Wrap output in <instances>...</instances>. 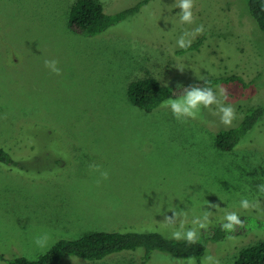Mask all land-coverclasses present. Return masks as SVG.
Here are the masks:
<instances>
[{
	"label": "rangeland",
	"instance_id": "1",
	"mask_svg": "<svg viewBox=\"0 0 264 264\" xmlns=\"http://www.w3.org/2000/svg\"><path fill=\"white\" fill-rule=\"evenodd\" d=\"M75 1L0 0V147L17 162H0V255L36 260L61 239L95 231L173 238L181 221L193 228L204 211L213 212L207 228L221 225L227 211L250 216L251 225L264 222V210L240 207L247 198L264 209L257 191L264 118L232 151L215 145L218 132L264 105V32L248 1L195 0L196 22L188 25L175 0H149L92 37L70 27ZM99 1L113 15L143 0ZM200 24L205 31L193 40L203 38L200 48L179 55L178 38ZM46 60L58 61L61 74ZM233 74L245 83L219 85L236 108L230 128L215 106L182 122L170 108L147 113L128 96L129 83L146 76L172 86L177 98L193 82ZM173 211L174 226L165 223ZM204 230L197 228L199 237ZM44 234L47 244L38 247ZM260 240L264 228L209 242L200 262L155 250L145 263L140 248L101 261L69 255L62 264H206L207 256L235 264L242 248Z\"/></svg>",
	"mask_w": 264,
	"mask_h": 264
},
{
	"label": "trees",
	"instance_id": "2",
	"mask_svg": "<svg viewBox=\"0 0 264 264\" xmlns=\"http://www.w3.org/2000/svg\"><path fill=\"white\" fill-rule=\"evenodd\" d=\"M149 0H143L134 7L117 14L105 12L99 0H76L71 7L70 27L86 36L99 35L110 27L122 22L135 14ZM250 13L264 32V0H247ZM203 38L199 37L190 47L178 50V54L196 51L202 45ZM242 83L244 79L236 74L228 77L208 78L184 86L192 85L215 87L229 83ZM181 88V90H183ZM175 89L165 85L153 76H146L134 80L128 85V96L131 102L147 113L161 107V101L176 96ZM264 118V105L253 106L248 109L236 127L223 129L217 133L215 145L224 151H232L240 144L247 133L259 124ZM0 162L6 165H17L10 154L0 147ZM244 221L243 227H237L233 232H225L221 225L206 228L198 242L189 244L184 240L165 237L159 232H108L95 231L86 233L76 239H61L53 247L36 260L26 257L7 259L3 254L0 260L8 264H62L69 255L81 257L88 261H101L108 256L124 251L144 249L143 260L147 263L155 250L171 254L181 259H196L201 261L205 256L209 242H219L229 236L247 235L255 229L264 228V222H255L251 225L250 216H240ZM235 264H264V240L242 248Z\"/></svg>",
	"mask_w": 264,
	"mask_h": 264
},
{
	"label": "clouds",
	"instance_id": "3",
	"mask_svg": "<svg viewBox=\"0 0 264 264\" xmlns=\"http://www.w3.org/2000/svg\"><path fill=\"white\" fill-rule=\"evenodd\" d=\"M175 8H179L181 11L177 14L182 24L192 25L196 22V16L194 13L195 0H175ZM205 31L204 25L200 24L191 31L185 30L183 34L177 40V46L181 49H185L191 46L193 40L198 35H202ZM58 61L46 60L45 66L49 68L53 73L60 75L61 69L57 67ZM179 68V67H178ZM183 71V68H179ZM200 79V78H199ZM229 91L223 86H217L213 89L210 86L192 85L190 87L183 88V94L177 98H168L161 101V107L170 108L173 116L180 121L187 119L197 118L200 110L209 109L213 110V114H218L220 121L226 127H232L233 122L237 119L236 108L233 104L228 103ZM90 168L99 172L100 177L104 180L109 179V173L106 170H101L99 165H90ZM99 183V181H97ZM257 191L260 194H264V183L257 185ZM209 207L219 209V205H211ZM240 207L245 210H264L260 209L259 201H250L247 198H243L240 201ZM174 215L165 218V223L168 225H175L179 219V214L173 211ZM213 215L211 211H204L202 216H197L192 220L193 228L184 230L183 221L180 223V229L173 232L172 236L176 240H184L189 244H195L198 242L199 235L197 228L206 229L210 222V217ZM223 223L221 229L225 232H233L237 227H243L244 221L240 215L234 211H227L223 217ZM48 241V235L44 234L35 238L34 243L38 247L46 246ZM206 264H220V261L212 256L205 258Z\"/></svg>",
	"mask_w": 264,
	"mask_h": 264
}]
</instances>
